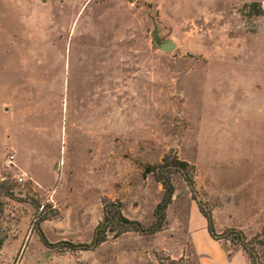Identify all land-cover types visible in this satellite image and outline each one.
I'll use <instances>...</instances> for the list:
<instances>
[{
  "label": "rangeland",
  "instance_id": "rangeland-1",
  "mask_svg": "<svg viewBox=\"0 0 264 264\" xmlns=\"http://www.w3.org/2000/svg\"><path fill=\"white\" fill-rule=\"evenodd\" d=\"M75 1L55 6L53 22L0 16V97L15 111L0 116V182L13 193L0 264H113L130 251L117 238L150 235L115 237L122 226L105 220L104 203L148 227L163 187L144 167L167 153L194 166V193L174 174L165 229L177 234L200 201L217 234L264 231V0H235L230 37L214 39L194 36L211 34L228 0ZM251 2L260 5L244 9ZM154 23L175 48L155 44ZM59 192L84 194L80 207ZM100 224L105 240L79 247ZM153 253L157 264H187Z\"/></svg>",
  "mask_w": 264,
  "mask_h": 264
},
{
  "label": "crops",
  "instance_id": "crops-1",
  "mask_svg": "<svg viewBox=\"0 0 264 264\" xmlns=\"http://www.w3.org/2000/svg\"><path fill=\"white\" fill-rule=\"evenodd\" d=\"M75 0H2L0 2V16H5L12 20L25 22H53L58 16V10L55 6L59 4L64 6H75ZM85 4V3H83ZM235 0H228L224 3L226 9L216 13L212 19L210 35H197L194 37L226 38L230 37V31L234 28L232 18V7ZM74 17V16H73ZM210 20H204L209 25ZM205 25V26H206ZM203 28H205L203 26ZM15 111L9 100L0 97V116L3 123L7 118L14 116ZM25 172L28 171L26 170ZM30 175V174H29ZM32 178V177H31ZM38 186L49 189L52 185H42L35 181ZM78 193H72L68 197L57 195V199H68V209H77L81 203ZM64 201L63 203H66ZM95 209L100 211L102 208L100 201L94 203ZM242 209V208H241ZM212 213H214L212 211ZM214 220V226L217 230V222ZM244 231L242 226H236ZM245 232V231H244ZM123 234L117 241H121L123 247L129 245L130 251H120L115 254L113 264H157L154 251L167 252L172 259L182 258L187 264H251L250 257L241 248H237L230 255L228 250L222 245L220 240L215 239L208 231V223L201 213L198 203L190 201L184 228H180L177 234H172L169 229L156 232L150 236H126ZM127 242V243H126ZM124 243V244H123ZM147 253V256L143 254ZM143 253V254H142Z\"/></svg>",
  "mask_w": 264,
  "mask_h": 264
},
{
  "label": "trees",
  "instance_id": "trees-1",
  "mask_svg": "<svg viewBox=\"0 0 264 264\" xmlns=\"http://www.w3.org/2000/svg\"><path fill=\"white\" fill-rule=\"evenodd\" d=\"M150 5V4H148ZM259 2H251L245 3L243 5L244 9L249 7L259 6ZM193 172L194 166L191 165L189 162L180 159L176 154L167 153L163 156L160 162L155 164H147L144 167V175L152 174L156 181L160 182L163 187V195L160 201L156 204L153 214L154 220L148 227H143L138 221L129 220L125 218L119 210H112V205L108 203H104V213H105V220L109 223L116 219L117 222L122 226V229L115 233V237L118 235L127 232V231H139L143 235H152L156 232L162 231L167 226V207L171 203L174 192H175V185H174V174H180L188 183L189 187L191 188L192 192L194 193L193 187ZM13 193L11 188L6 185V182L1 179L0 182V219L3 217L5 213V207L7 205V199H12ZM195 198V197H194ZM198 206L201 213L207 220L208 223V231L209 233L217 240H220L222 243V238H225L227 241L231 242L232 244H237L241 247L250 257L251 264H264V231L261 230L259 232H254L249 234L244 232L239 228H228L223 234H217L214 230L213 226V218L210 212H206L203 210L202 203L198 201ZM49 206H47L48 208ZM108 224H100L96 228L95 238L96 242L100 243L105 240L106 238V228ZM38 233L42 238L43 242L47 245L46 238L42 230L37 227ZM5 234L0 233V245L5 238ZM69 247H75L74 245L69 242H63ZM224 246V244L222 243ZM79 247H91L90 245L80 244ZM225 247V246H224ZM226 248V247H225ZM227 249V248H226ZM228 250V249H227ZM234 250H228V253L231 255Z\"/></svg>",
  "mask_w": 264,
  "mask_h": 264
},
{
  "label": "water",
  "instance_id": "water-1",
  "mask_svg": "<svg viewBox=\"0 0 264 264\" xmlns=\"http://www.w3.org/2000/svg\"><path fill=\"white\" fill-rule=\"evenodd\" d=\"M151 35H152V38H153L155 44L159 45L161 49L166 50V51H170L173 48H175V43L172 42L170 39H166L163 41V39L159 35V28H158V25L156 23H154V28L151 32ZM95 243H96V238L94 239V242L90 246L94 247Z\"/></svg>",
  "mask_w": 264,
  "mask_h": 264
},
{
  "label": "built area",
  "instance_id": "built-area-1",
  "mask_svg": "<svg viewBox=\"0 0 264 264\" xmlns=\"http://www.w3.org/2000/svg\"><path fill=\"white\" fill-rule=\"evenodd\" d=\"M13 158H14V155L11 154V155L9 156L8 166H11V165H12V163H13ZM17 179H18L19 181H22V180H23V177L20 175ZM50 203H51V202H50V200H48V199H46V200H44V201H41L40 206H39V211L44 212V211L46 210V208H47V205L50 204Z\"/></svg>",
  "mask_w": 264,
  "mask_h": 264
}]
</instances>
